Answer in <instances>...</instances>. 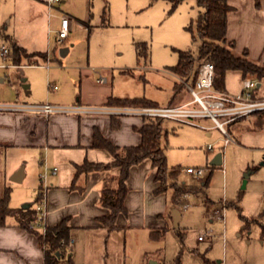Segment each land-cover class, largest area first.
<instances>
[{
    "label": "crops",
    "instance_id": "crops-1",
    "mask_svg": "<svg viewBox=\"0 0 264 264\" xmlns=\"http://www.w3.org/2000/svg\"><path fill=\"white\" fill-rule=\"evenodd\" d=\"M227 1L234 7L228 13L227 38L235 43L241 34H246L248 41L255 43L253 44L255 49H252L253 46L243 45V51L249 53L250 49L262 50L264 48V0H260L259 7L255 6L254 0ZM56 3L49 4L48 0H0V46L4 44L9 48L6 60L0 54V103L50 102L109 105L107 102L109 96H144L156 105L160 104L157 97L146 91L142 93L115 92L112 85L114 74L110 67L111 63L107 62L97 63L103 66L101 67L103 73L99 72V75L106 78L104 83L109 82L106 88L98 90L97 87L96 91L89 88L82 90L83 82L88 83L91 77L88 59L86 67L83 68L86 72L82 73L79 70L78 77L72 76L73 74L69 76L70 82L66 84L64 91L44 97L42 92L40 93L35 87L37 80L32 78V72L26 69L32 65L40 66L47 70V77L50 76L51 68L48 65L50 34L55 33L57 42L69 37V31L66 37H58L57 30L60 26L61 14L69 16V27L71 22L76 21L75 16L57 7ZM5 18H8V23L3 21ZM52 23L55 24L53 28L50 27ZM81 24L84 27L87 26L82 20ZM4 34L9 35V41L14 42L17 48H22L27 53L44 52L47 55L46 58H39L37 63H27L22 57L20 63H14V58L11 56L12 46L3 37ZM61 46L67 48L65 55L71 51V46ZM135 59L133 70L129 67L121 68L120 73L134 76V69L151 70L149 60L148 63L143 64L137 62L136 49ZM263 61L264 59L261 63ZM171 65L165 66V70H162L170 75H167V78L162 76L164 80L170 81V83H165L169 90L165 105L171 104L169 98L177 81L181 84L184 82L169 70ZM10 69L12 70V81L8 73H5V70ZM73 72L74 70L71 73ZM145 75L146 72L140 74V77L146 80ZM74 79L78 81V90L75 89L76 83L73 84ZM170 79L174 80L171 82ZM242 80L239 70H228L225 74V91L223 92L238 94ZM256 80L254 93L258 97H264V77ZM97 83L99 86L103 84L98 80ZM53 90H57V87ZM73 94L77 95L73 97ZM45 99L49 101H44ZM243 116L224 123L223 129L215 124L211 126L219 129L223 136L225 133L229 134L233 140V136L224 128V125L235 124L237 119ZM116 117L120 120V126L112 129L111 115L107 114L53 113L45 116L39 113L0 111V194L5 186H10V206L20 207L25 202H31V205L35 206L34 200L37 196L39 197L41 186L38 174L44 168L48 170L46 223L53 226L66 218L70 227L69 240L66 245L67 252L63 255L58 254L57 264H133L131 253L127 248V240L128 237L129 239L132 237L133 229H140L149 239L160 238L152 237V230L164 227L162 225L164 205L162 200L159 202L161 192H155L158 182L154 180L155 170L149 158L143 159L130 168L127 179L128 192L124 200L127 213L121 212L117 215L116 225L118 227L112 230H108L98 220L99 217L109 213V209L100 203V196L104 179L110 175H117L118 167L82 174L76 180V187L69 188L74 175L75 163H80L84 159L94 162L112 160L110 152L106 149L92 146L94 127H97L103 136L114 144L122 146L140 143V134L134 127L142 123L143 117L130 115ZM234 133V139L241 146L264 151L263 132L253 129L246 131L236 129ZM53 167L56 168L54 173L51 171ZM173 167L175 166H171ZM19 168H22L20 181L11 180V176ZM26 179H28V186L25 185ZM112 185H115V182ZM184 201L187 202L183 198L181 204L171 205L170 218L174 220L176 226L181 219L182 210L186 209L182 206ZM151 248V246L145 247L141 255L137 254V261L134 264H148L149 256H152L155 251L154 246L153 249ZM0 264H45L44 247L37 235L19 227L12 216H7L5 224L0 225Z\"/></svg>",
    "mask_w": 264,
    "mask_h": 264
},
{
    "label": "rangeland",
    "instance_id": "rangeland-1",
    "mask_svg": "<svg viewBox=\"0 0 264 264\" xmlns=\"http://www.w3.org/2000/svg\"><path fill=\"white\" fill-rule=\"evenodd\" d=\"M56 6L75 16L76 21L70 23L68 38L57 42L55 33L50 34V76L47 77V70L40 66L32 65L26 69L32 72V78L37 80L35 87L44 97L64 91L70 82L69 76L78 77L79 70L86 72L83 68L88 59L91 77L88 83L83 82L82 90L106 88L109 82L104 83L106 78L99 75V72L103 73V66L97 63L107 62L111 63L114 74L112 85L115 92L146 91L159 99L158 105H165L169 93L165 83L170 81L163 79L169 74L162 70L177 61V49L195 52L199 44L198 39H191L190 32L185 28L197 13L195 0H182L172 10L169 0H60ZM7 19L3 21L8 23ZM81 20L89 28L84 27ZM54 25L52 23L50 27ZM248 40L246 34H241L231 48L233 53L242 55L243 45L255 49V43ZM135 41L149 44L151 70L134 69V76L125 75L120 73L121 68L132 69L135 66ZM61 45L71 46V51L65 56L59 55ZM252 49L247 57L261 63L264 48L259 51ZM144 72L146 80L140 77ZM5 73L12 81V70H5ZM100 77L103 78L101 86L97 83ZM75 83L78 90L77 79H74ZM182 84L185 85L184 82ZM182 84L177 81L169 98L171 105L187 103L192 99V94ZM189 84L196 89L194 83L189 81ZM54 85L57 90H53ZM197 105L191 103L187 106ZM192 120L194 124L163 118L162 147L168 168L179 167L176 182L200 186L203 191L183 196L188 206L182 210L177 226L170 218L173 204L171 188L161 192L159 202L162 200L164 205V234L153 240L140 229H133L132 237L127 240L131 262L134 264L137 261V254L141 255L145 247L153 249L154 246L155 251L149 256L148 264H264V151L241 146L234 139L236 129L264 133V110L238 118L235 124H225L224 128L233 136V142L228 143L223 142L224 136L219 129L211 126L214 122L209 117ZM218 153L221 154V163L211 168L210 162ZM188 167H200L203 172L193 174L186 170ZM206 178L208 182L202 186ZM27 180L25 185L28 186ZM182 199L176 205L181 204ZM216 211L223 216H216ZM201 233L205 239L199 241L197 236Z\"/></svg>",
    "mask_w": 264,
    "mask_h": 264
},
{
    "label": "trees",
    "instance_id": "trees-1",
    "mask_svg": "<svg viewBox=\"0 0 264 264\" xmlns=\"http://www.w3.org/2000/svg\"><path fill=\"white\" fill-rule=\"evenodd\" d=\"M171 10L174 9L182 0H169ZM197 13L185 28L190 32L192 40H199L197 50L192 52L190 49H177V61L169 66V70L181 78L184 82H195L198 66L202 62H211L213 65L212 87L213 89L225 91V74L228 70H239L243 79L254 76L256 79L264 77V61L256 63L247 57V53L236 55L232 51L233 40L227 38L228 13L234 8L227 0H195ZM255 6L259 7L260 0H254ZM3 37L9 41L10 37L4 34ZM12 46L11 56L14 63H20L24 56L27 63H37L38 59H45L46 53L33 52L27 53L22 48H17L9 41ZM136 58L138 63H147L149 58V44L146 41L135 43ZM32 55V56H30ZM34 57V58H30ZM36 57V58H35ZM107 102L112 105H156L150 99L139 97H116L109 96ZM161 117H143L142 123L134 129L140 134V143L136 145H117L103 136L97 127L93 128L92 146L106 149L110 152L112 160L109 162H94L84 159L74 165V175L69 184V188L76 187L77 178L90 171L107 170L118 167L117 175H110L104 179L101 191L100 203L109 209V213L98 218L100 223L108 230L116 227V217L119 213H127L124 204L128 192L127 179L130 168L149 158L155 170L154 180L158 182L155 189L156 193L171 188V201L177 204L187 193H197L202 187L177 183L179 167L168 168L167 159L162 147V137L164 129ZM111 128L116 129L120 126V120L116 116H111ZM211 168L218 165H210ZM168 179L171 182L168 183ZM115 182V185L112 183ZM208 182L206 178L202 184ZM11 187L5 186L0 194V225L5 224L7 216H12L16 224L33 232L38 240L44 244L45 264H57V256L67 252L66 245L69 240L70 227L67 219L61 220L53 226H47L45 234L36 228L30 227L36 218L35 206L12 207L9 205ZM38 201V196L34 202ZM244 218V216L241 214ZM165 227L152 230V237L159 238L164 234Z\"/></svg>",
    "mask_w": 264,
    "mask_h": 264
},
{
    "label": "built area",
    "instance_id": "built-area-1",
    "mask_svg": "<svg viewBox=\"0 0 264 264\" xmlns=\"http://www.w3.org/2000/svg\"><path fill=\"white\" fill-rule=\"evenodd\" d=\"M59 0H48L49 4L58 2ZM69 31V16L60 15V26L57 30L59 38L66 37ZM0 54L6 60L9 54V48L2 44L0 46ZM5 65V63L3 64ZM213 65L211 62H202L198 66L197 76L195 78L193 88L189 83H185L186 88L192 94V99L187 103L179 105H85L79 103L73 104H54L50 102L27 103V102H10L0 103V111L20 112V113H39L48 116L53 113H71V114H107L111 116H140V117H161L194 124L192 118L209 117L216 126L223 129V124L238 117L247 115L253 111L264 110V97H258L254 91L257 80L254 76H249L242 80L240 92L236 95H230L226 92H220L212 87ZM99 82L103 78H98ZM53 88H56L54 85ZM198 104L199 107H188V104ZM218 117H223L220 120ZM225 133V132H224ZM232 141L229 134L225 133L223 142ZM193 174H201L203 168L186 169ZM52 173L56 168L51 169ZM48 170L44 168L39 174V182L41 184L38 193V201L35 203L36 218L30 227L36 228L42 234L47 229L46 217V189H47ZM182 206L186 208L187 202H183ZM216 216L222 217L223 213L216 211ZM201 233L198 239H204ZM43 247L45 246L42 244Z\"/></svg>",
    "mask_w": 264,
    "mask_h": 264
},
{
    "label": "water",
    "instance_id": "water-1",
    "mask_svg": "<svg viewBox=\"0 0 264 264\" xmlns=\"http://www.w3.org/2000/svg\"><path fill=\"white\" fill-rule=\"evenodd\" d=\"M66 51H67V48H66V47H61V48L59 49V54H60V56H64L65 53H66ZM220 163H221V154L218 153V154H216V155L213 157V159L211 160L210 164H213V165H220ZM21 176H22V168H19V170H17V171L13 174V176H11V180H13V181H17V182H18V181H20ZM30 205H31V202H25V203H23L21 206H22V207H29ZM152 264H158V263L153 262Z\"/></svg>",
    "mask_w": 264,
    "mask_h": 264
}]
</instances>
